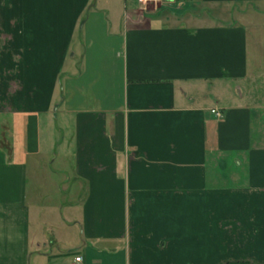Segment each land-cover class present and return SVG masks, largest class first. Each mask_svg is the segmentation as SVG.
Returning <instances> with one entry per match:
<instances>
[{
    "label": "crops",
    "instance_id": "0c3cea01",
    "mask_svg": "<svg viewBox=\"0 0 264 264\" xmlns=\"http://www.w3.org/2000/svg\"><path fill=\"white\" fill-rule=\"evenodd\" d=\"M97 2L0 0V264L36 263L37 176L75 199L50 264H264V0Z\"/></svg>",
    "mask_w": 264,
    "mask_h": 264
},
{
    "label": "rangeland",
    "instance_id": "374dc122",
    "mask_svg": "<svg viewBox=\"0 0 264 264\" xmlns=\"http://www.w3.org/2000/svg\"><path fill=\"white\" fill-rule=\"evenodd\" d=\"M97 1V3L103 5V7L115 10L118 17L123 12L124 0ZM98 9L97 7V10ZM224 19H227V15L224 16ZM80 43L81 41H79L76 34L70 43V52L76 55L73 60H69L68 62L70 67L73 66V71H75V69L72 63L78 62L79 54L82 51V48L79 46ZM63 73H65V70ZM72 76H74V74ZM65 79V75H61L62 82L65 81ZM59 92L60 89L58 88L55 92V98H59ZM52 110H54L53 117L49 120V123L44 122L41 128L45 129L42 137L45 139L51 138L52 140L53 145L50 150L51 153L55 154L51 157V159H55L52 168H57L62 151L66 146L68 147L72 144L70 141L71 128L61 116L60 110L58 114H56L58 103L53 105ZM58 184V180L53 182L52 180H46L44 176H37L34 180L36 191L30 217V257L32 261H36L35 264H50L49 262H51L54 257L65 258L71 255L68 254V250L70 249H66L64 241L60 238L64 236L66 232L63 226L59 224V221H61L62 216L66 217V214L69 215L70 208L65 204L73 203L75 199L73 193L69 191L66 192L67 187L65 185H61L59 189ZM52 240H55V243L52 242ZM37 244L39 245L38 247L36 246Z\"/></svg>",
    "mask_w": 264,
    "mask_h": 264
},
{
    "label": "built area",
    "instance_id": "2783aa9c",
    "mask_svg": "<svg viewBox=\"0 0 264 264\" xmlns=\"http://www.w3.org/2000/svg\"><path fill=\"white\" fill-rule=\"evenodd\" d=\"M137 2L140 5H146L149 2H153V0H137ZM211 113L214 114L216 118L221 117V114L218 111L212 110ZM75 262H80V258H75Z\"/></svg>",
    "mask_w": 264,
    "mask_h": 264
}]
</instances>
